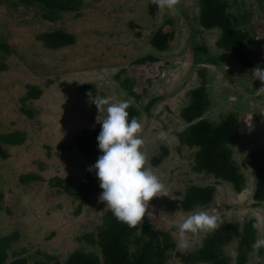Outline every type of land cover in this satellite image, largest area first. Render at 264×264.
Segmentation results:
<instances>
[{
    "label": "rangeland",
    "instance_id": "obj_1",
    "mask_svg": "<svg viewBox=\"0 0 264 264\" xmlns=\"http://www.w3.org/2000/svg\"><path fill=\"white\" fill-rule=\"evenodd\" d=\"M0 1V38L10 50L2 55L7 69L0 72V133L20 130L26 138L24 143L8 147L7 160L0 159V189L6 187V180L11 188L5 190L2 199L4 207L9 209L0 211V234L18 233L11 249L23 250L21 255L28 256L30 262L46 261L45 254L63 262L76 249L94 250L79 236L101 222L106 205L98 203L100 194L89 196L75 214L78 206L74 201L63 194L56 195V188L47 184L51 176L57 175L70 177L79 185L87 169L102 155L99 151L94 157H85L74 148L63 147L73 143L74 137L82 131L100 132L97 108L91 102L97 96L110 97L112 103L128 101L140 108L137 120L141 130L137 135L144 141L140 150L147 156L146 166H151L165 186L160 196L149 201L143 220L168 231L175 243L179 224L199 211L217 215L222 222L220 227L232 222L241 224L252 215L256 220H264V201L261 207H250L253 202L250 169L244 170L249 176V186L241 193H234L226 182L216 183L211 175L193 170L194 149L180 145L177 139V133L186 126L179 111L188 101L189 90L199 84L198 74L206 68L211 106L205 116L213 120L234 109L240 111L243 120L242 132L232 143L236 161L264 147V93H257L261 83L253 79L252 74L257 65L264 70V0H241V9L249 17L246 25L253 28V39L249 37L248 45L256 56L250 70L241 68L227 52L216 47L220 34L216 29L205 30L198 25L196 0H180L176 9L156 11L153 17L148 15L150 0H84L80 17L72 20V13L62 17L70 26H53L42 20L36 7L10 4L16 0ZM166 19L173 24H163ZM161 25L165 30H172L174 36L169 49L157 54L150 49L148 39L150 32ZM59 26L73 28L75 43L56 50L44 48L37 35ZM192 36L197 43L208 46L209 53H224L225 61L217 65L205 63L209 57L203 58L201 52L196 53L201 56H196L198 62L194 61ZM148 52L159 55V62L132 65L136 58ZM225 69H229L231 75H227ZM122 80L129 88V81L133 82V90L140 96L138 100L120 84ZM73 81L91 83L95 89L93 94L89 90L78 92ZM26 83L40 86L42 93L38 99L21 101ZM154 97L157 101L146 112L142 106ZM23 109H32L35 115L30 118ZM162 147L168 152L154 165L150 158L159 154ZM38 163L44 170H40ZM31 171L42 175L43 179L23 184L18 181V175ZM93 172L92 179L99 185L95 170ZM190 184H214L211 203L184 211L183 194ZM205 234L193 241L190 250ZM233 237L223 248L231 262L237 253L238 237ZM166 264L184 263L173 253ZM244 264H264V253L252 249Z\"/></svg>",
    "mask_w": 264,
    "mask_h": 264
},
{
    "label": "trees",
    "instance_id": "obj_2",
    "mask_svg": "<svg viewBox=\"0 0 264 264\" xmlns=\"http://www.w3.org/2000/svg\"><path fill=\"white\" fill-rule=\"evenodd\" d=\"M198 5L197 21L198 25L205 30L216 29L220 34L215 45L221 51L227 52L229 57L243 69L250 70L255 63V51L252 50L248 42L253 37L252 29L246 23L248 22V13L241 9V0H196ZM1 2V1H0ZM84 0H16L10 4L17 6L19 4L26 7H36L40 10V18L53 26L67 25L62 17L72 13V20L80 17V7ZM148 15H156L157 6L149 1ZM163 24H173L170 19H166ZM131 27L135 25L129 23ZM72 27H57L51 30L43 31L37 35L44 48L56 50L75 43V34ZM139 35V33H137ZM174 32L165 30L164 27L158 26L150 32L148 44L150 49L155 50L157 54L169 49V43L172 41ZM251 36V37H250ZM250 37V38H249ZM253 39V38H252ZM194 61L198 62L197 57L203 56L209 58L205 63L217 65L224 62L222 54L214 55L209 53L208 46L197 43L194 37L190 38ZM10 52L9 46L0 38V72L7 69V64L2 60V55ZM201 52V56L196 53ZM210 55V56H209ZM197 56V57H196ZM226 58V57H225ZM212 63H211V62ZM159 62V55L156 56L151 52L146 53L134 60L132 65L141 66L147 63ZM225 65H228L227 63ZM206 68L204 72L199 73V84L190 89L187 103L180 109L179 117L185 123V128L177 133V139L180 145H185L193 152L192 168L196 172H204L211 175L216 183L226 182L230 185L234 193H241L249 186V176L244 173L245 169H250L253 175L250 186V197L252 206L261 207L264 201V147L247 153L240 161H236L233 155L232 143L238 139L241 134V125L243 120L240 118V111L231 109L217 119H210L205 116V112L210 108L211 101L207 90ZM225 69L224 72L229 74L231 71ZM126 80V79H124ZM122 80L120 82L128 93L135 97H140L131 87ZM73 86L79 91H94L91 83L78 84L72 82ZM125 84V85H124ZM25 94L21 98L22 102L26 100L38 99L42 89L37 84L26 83ZM157 97L149 99L142 106L146 112L157 101ZM129 121L132 117L139 118L140 108L129 103ZM245 108V107H244ZM234 110V111H233ZM28 117H33L35 111L32 109H23ZM99 131L94 130L90 133L82 131L74 137L71 144L64 145L67 149H76L85 157H94L99 153L98 141L96 137ZM239 135V136H238ZM25 134L20 130H12L0 133V159H8V147H14L24 143ZM161 152L151 156V162L158 165L165 157L168 150L166 147L161 148ZM40 170L42 164L38 163ZM9 173V170H8ZM94 175L93 171L86 173L87 183L75 185L70 177L51 176L47 184L48 187L56 188V195L63 194L69 197L78 206L75 214L79 213L80 205L87 200L93 193L101 194L102 189L96 185L90 176ZM43 179V176L34 173V171L18 175L20 183L27 181H37ZM250 182V183H251ZM6 187L0 189V211L4 207L2 203L5 190H11L9 182L6 180ZM215 185H188L183 194L182 208L184 211H190L195 206H207L214 198ZM59 204V203H57ZM8 211V207L6 208ZM250 214V213H247ZM246 214V215H247ZM245 215V216H246ZM255 216L249 217L243 223L232 222L226 226L205 234L201 241L195 244L192 250L187 253H181L176 248L175 241L171 238L168 231H162L154 227L149 220L141 221L135 228H130L126 224L118 222L110 210L103 211L101 222L94 228L83 232L79 239L92 247L94 250L84 251L76 249L70 252L67 258L62 262L54 259L52 255H46V261L35 260L30 262L28 256H22V251L11 249V243L18 238V233L0 234V264H166L168 258L174 255L178 256L184 264H244L248 259V254L252 250V244L256 239L257 232L252 228L255 222ZM237 238L235 260L224 254V246L231 240ZM96 249V250H95ZM38 252V251H37ZM259 254L264 253L261 248ZM52 263H48L50 260Z\"/></svg>",
    "mask_w": 264,
    "mask_h": 264
},
{
    "label": "clouds",
    "instance_id": "obj_3",
    "mask_svg": "<svg viewBox=\"0 0 264 264\" xmlns=\"http://www.w3.org/2000/svg\"><path fill=\"white\" fill-rule=\"evenodd\" d=\"M151 3L157 6L158 11L163 12L176 9L180 0H151ZM252 74L253 79H258L261 83L257 93H264V70L257 65ZM110 100V97L100 96L91 100L98 112L96 122L101 125L96 139L102 155L87 170H95L99 179L102 192L98 203H104L105 209L110 210L118 222L135 228L145 217L149 201L160 196L165 186L151 166H146L147 156L140 150L144 141L137 135L141 124L136 117L129 121V102L112 103ZM92 177L93 175L90 176ZM81 181L80 184L87 183L86 176ZM221 225L219 217L210 215L207 211L188 215L178 226L175 236L177 250L187 253L200 234L213 232ZM252 228L257 232L252 249L259 252L264 248V236L261 235L264 233V220L257 219Z\"/></svg>",
    "mask_w": 264,
    "mask_h": 264
}]
</instances>
